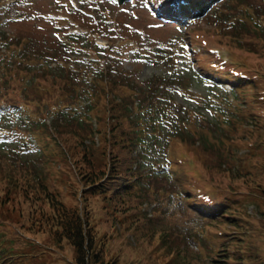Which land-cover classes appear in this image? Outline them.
I'll list each match as a JSON object with an SVG mask.
<instances>
[{
  "label": "trees",
  "instance_id": "trees-1",
  "mask_svg": "<svg viewBox=\"0 0 264 264\" xmlns=\"http://www.w3.org/2000/svg\"><path fill=\"white\" fill-rule=\"evenodd\" d=\"M178 2L179 14L191 13L195 21L190 30L206 46L233 50L234 45L254 44L251 38L244 37L253 28L247 18L251 17L249 8L264 16V0L252 4L246 0H186L183 7ZM10 7L6 12L16 14V6ZM211 16L215 17L211 32L200 31L198 21ZM11 22L15 20L11 18L8 23ZM68 25V21L58 23L59 28ZM253 25L255 32H264V26ZM31 42L27 36L7 31L0 19V50L2 46L19 47L20 54L29 57L24 61L0 52V64L5 63L6 67L0 69V102L16 99L15 103L23 107L21 113L14 114L18 123L8 114L7 126L0 127H16L28 140L46 143L51 147L50 157L59 149L69 167L80 170L89 194L108 208L118 205L128 210L130 217L148 225L146 230L161 238L158 246L177 258L179 264H264L259 243L262 228L242 215L243 205L235 193L213 186L204 172L203 161L196 156L205 157L204 153L217 145L226 146L229 153L236 139L249 140L252 151L259 149L264 143V125L252 131L250 125L255 119L237 101L228 102L213 113L207 112L199 101L187 108L175 101L173 94L179 85L174 82L167 85L159 80L163 86L159 89L150 87L151 81L138 84L131 77L135 74L121 63L115 69L111 62L107 69L90 61L86 68L71 66L72 54L63 57V52L31 53ZM9 58H14L12 65L16 71L20 69V78L8 69ZM239 69L234 70L238 73L234 91L242 89L247 81L253 82L244 68ZM89 72L94 74L93 80H89ZM86 84L93 95L84 98L80 111L77 99ZM256 87L254 84L252 89ZM10 90L16 96L9 95ZM135 92L137 101L131 103L130 95ZM32 115H37L36 120ZM56 132L68 133L79 144L66 149V139H60ZM177 143L184 146L182 153L174 149ZM156 145L166 158L170 147L169 162L174 173L187 156L196 158L198 169L191 182L181 175L171 176L153 168L147 160L156 158ZM22 146L17 141H0V180L4 185L0 189L4 192L0 209L3 206L7 211H0V264H23L26 255L37 262L41 256L34 247L28 249L30 253L18 248L17 240L5 233V224L11 231L12 225L16 233L17 224L24 222L32 228H45L53 247L69 246L76 264H120V258L107 257L109 240L95 226L89 211L92 206L66 204L59 191L51 188L49 175L41 164L28 163L24 167L22 159H32ZM226 157L225 164L230 165L231 158ZM39 196L45 201L38 203L42 199ZM171 200L174 207H167L165 202ZM7 202H12V206ZM148 207L151 211H147Z\"/></svg>",
  "mask_w": 264,
  "mask_h": 264
},
{
  "label": "rangeland",
  "instance_id": "rangeland-1",
  "mask_svg": "<svg viewBox=\"0 0 264 264\" xmlns=\"http://www.w3.org/2000/svg\"><path fill=\"white\" fill-rule=\"evenodd\" d=\"M172 1L178 2V0ZM246 1L247 4H252L256 3L258 0ZM31 2L32 1L24 7L19 6V8L25 11L19 17L24 19L16 20L11 23L6 22L4 24L5 29L9 32H15V34L19 36L31 38L32 42L29 47L31 53H50L57 55L63 52V57L74 54L73 50L68 45L55 38L57 35L56 31L53 30L54 22L52 17L55 15L53 11L66 12L68 9V6L65 4L66 1L36 0ZM125 2H127V0L123 3ZM131 2L132 3L127 2L125 4L128 8H135L139 14V18L128 17L126 14H121L120 16L135 27H139V30L143 34H148L149 40L169 39L173 36H176L178 39V43L175 45L176 47H170V44L174 45V43L169 41L163 44V51L168 58L171 57L170 62L174 64V72L166 74V79H164V72L158 65V61L160 60L154 55L156 51L153 46H150L152 60L148 63L131 62L130 56L136 49L128 48L124 51L127 55L124 61V67L131 69L129 71L135 74L131 75V77L136 83L142 84L144 80L151 81L149 86L156 89L163 87L159 80L165 81L167 85H169L170 82L179 85L180 79L182 78L180 73H184L186 76L184 77V82L201 97L207 98L215 103H220L232 98L243 103L244 109L255 119L253 125H250L252 131L260 124L264 125V100L260 99L262 96L264 97V32L260 30L255 32L252 28L244 37L251 38L254 44L242 45L241 47L234 45L233 50H228L218 45H210L211 47L218 46L225 54L223 58L211 50L210 47H202L196 56H194L188 45L190 36L189 33H187V27L186 29L184 27L185 22L183 19H175L174 21L163 19V16L158 13L159 9L152 10L151 6H149V2H152L150 0H137V6L132 5L135 4L134 1ZM9 3L10 0L6 2V5ZM161 3L165 4V0H162ZM167 6L174 5L168 4ZM86 8L91 12L95 11L92 8ZM108 8L110 9L109 11ZM1 10L2 7L0 6V12L2 13ZM120 13L121 12L115 9V3L107 2V8H103V12L100 16L103 18L109 16L117 21L120 19ZM8 15L7 12L0 14L1 21L3 22L10 18ZM214 20L215 17L213 16L199 20L197 23L198 28L203 32H211ZM59 37L62 39V35ZM123 39L125 38H119L114 41H121ZM30 50L26 48V54L30 55L28 52ZM114 50L115 49H113V51ZM142 51H146L144 46L142 47ZM32 56L34 55L32 54ZM231 56H235L238 66H235L232 62ZM24 57L29 58L27 56ZM13 61L14 58H9L8 69H16L12 65ZM195 63L196 67L200 70L190 74L192 75V82H189L186 72L192 71L193 67H195ZM75 64L84 66V62L81 61ZM51 65L54 66V64ZM215 66H219L220 68L218 67V69H220L222 73L228 75H231L234 68L238 70H240L239 68H244V71L253 82L246 83L242 91H237L238 93L234 94L232 90H230L232 87L229 85L226 78H221L218 74H214L216 70ZM0 69L6 68L0 66ZM19 70L20 69H17V71ZM8 72L9 71H7V73ZM134 76H136L137 79H135ZM254 84L257 86L255 90L252 89ZM181 89L183 90L184 87ZM119 90L124 93L126 92L122 89ZM170 91L172 90L170 89ZM176 100L177 102H183L185 106L188 107L193 104L190 99H187L180 93L176 94ZM5 129L9 130L7 128ZM56 134L60 139H66V149L71 145L75 146V144H79L75 139L71 138L68 133L58 134L56 132ZM11 136H14V134ZM157 147L158 150L155 151V157L161 158L164 151L158 145ZM252 147L249 140L236 139V143L232 145L229 153L226 151V146L217 145L211 152L204 153L205 157L199 154H196V156L203 161L204 172L208 179L212 180L213 186L221 190H229L232 194L235 193L236 197L240 199L241 205H243L242 212L244 213H242V215L248 216L257 226L262 228L263 238L259 239V243L262 248V253L264 254V143L261 148L253 151ZM183 148L184 146L179 143L174 147L179 153H182L181 149ZM40 155L41 152H37V155L32 157L31 161H29L30 159H22L24 167L28 163L40 164ZM227 155L231 158L230 165L225 164V161L228 159L226 157ZM167 156H172L171 151ZM42 162L47 163V166L44 167L43 170L49 175V180L52 185L51 188L59 191L60 198L65 200L66 204L84 208H88V204L92 206L89 207V211L93 215V222L104 237L109 240L110 248L107 257L113 255L114 257L120 258V264H179L177 258L174 259L164 248L158 246L161 238L151 230H146L148 225L137 218L130 217L128 210H122L118 205L116 206L117 209L114 207L108 208L93 197V195L89 194L86 190L88 183L82 177L80 170L77 172V168L71 169L59 149H56L51 157L48 155L47 160ZM197 169L198 163L196 162V158L187 156L184 161H180L177 172L174 173V175H181L185 179H188V182H191L192 175ZM3 187L2 180H0V189ZM3 197L4 192L0 190V204H2L1 199ZM39 198L42 199H39L38 203L45 201L43 196H39ZM7 204L12 206L13 203L7 202ZM165 205L167 207H174V202L171 200L165 202ZM22 206L23 203H20L19 209H21ZM43 206L45 207V205ZM0 211L6 210L1 206ZM19 213L20 212H17V215H19ZM7 222L10 223V220ZM13 223L16 225L14 220ZM17 225L16 233L12 225V231L7 224L4 225V227H6L5 233L8 234V237L17 240V247L24 251H28V253H30L28 249L32 247L41 252V256L36 259L37 262L31 261L32 258L26 255L22 258V262L24 261L23 264H76L72 249L66 244L62 247H53L45 228H32L25 222L23 224L18 223ZM152 229L161 232L158 228L152 227Z\"/></svg>",
  "mask_w": 264,
  "mask_h": 264
},
{
  "label": "snow or ice",
  "instance_id": "snow-or-ice-1",
  "mask_svg": "<svg viewBox=\"0 0 264 264\" xmlns=\"http://www.w3.org/2000/svg\"><path fill=\"white\" fill-rule=\"evenodd\" d=\"M169 3H171V0H165V5H168ZM181 7L183 6L181 5Z\"/></svg>",
  "mask_w": 264,
  "mask_h": 264
}]
</instances>
